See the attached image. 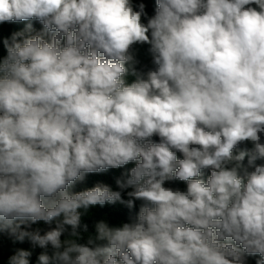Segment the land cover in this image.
<instances>
[{
    "label": "clouds",
    "instance_id": "9594fccd",
    "mask_svg": "<svg viewBox=\"0 0 264 264\" xmlns=\"http://www.w3.org/2000/svg\"><path fill=\"white\" fill-rule=\"evenodd\" d=\"M146 15L132 0H0V23L43 25L0 60V231L45 249L39 264H264V0H156ZM131 162L119 191H69ZM177 179L185 191L165 186ZM137 200L130 222L71 238L81 210ZM39 221L56 226L21 229Z\"/></svg>",
    "mask_w": 264,
    "mask_h": 264
},
{
    "label": "trees",
    "instance_id": "16d2710c",
    "mask_svg": "<svg viewBox=\"0 0 264 264\" xmlns=\"http://www.w3.org/2000/svg\"><path fill=\"white\" fill-rule=\"evenodd\" d=\"M143 3L145 5V13L146 16L142 17L144 23H147V19L155 14L156 9V0H132V4L134 10H139V5ZM255 7V5H253ZM31 25V29L29 30L28 26ZM43 25L36 20L31 21H21V22H3L0 23V60H2L7 55V49L4 46L5 40H11V36L14 33L22 32L25 36H34L42 31ZM21 37L20 39H22ZM150 45L148 44H137L133 48V52L135 55L138 64L136 68L138 71L147 72L148 70L154 67L152 63V56L149 53ZM126 80L128 83H131L135 80L134 76H127ZM151 141L155 143L160 142V138L158 136L151 137ZM262 141H264V135H262ZM252 144L249 142H245L240 144L236 149H234V155L238 154L239 151L244 149H251ZM178 159H182L183 156L181 153L177 152ZM247 164V157L244 161ZM257 163H264V161H257ZM135 167V162H131L128 165L122 168H110L107 171L99 172V173H90L87 174L83 181H77L73 186L70 187V192H79L87 189H91L98 184L107 185L112 188L114 191H119L120 189L116 185V180L120 178L125 172H128L131 168ZM211 170L206 169L203 171L201 179L207 181L210 176ZM166 187H171L173 189H180L185 191L187 188V183L174 180L166 182ZM131 189H127L122 192V198L127 200V191ZM142 201H135L134 206L129 208L126 204H121L120 202H116L114 204H105L104 206H94L91 207L87 213H83L81 216V227L78 229L80 233L79 237H71L75 239L77 243L86 245L87 240L90 235L95 234V224L98 221L104 220L109 224V226L117 227L122 226L123 223L130 222L134 219L142 206ZM84 225H87V231H84ZM55 222L51 225L46 224L43 221L36 222L30 225H21L22 230L26 231H35L39 229L41 234L45 231L54 228ZM66 232L62 235L61 239L70 238L69 234L71 232V227L66 226ZM101 243H107L101 242ZM18 250H26L31 252V256L29 257V264H39L38 257L39 255L45 251V249L40 248L38 245H33L32 242L25 238L23 242L18 241L9 234L8 231H0V264H8L9 258L16 254ZM47 251L51 254V246L48 247ZM260 259L259 255L255 256H247V264H256V261Z\"/></svg>",
    "mask_w": 264,
    "mask_h": 264
}]
</instances>
